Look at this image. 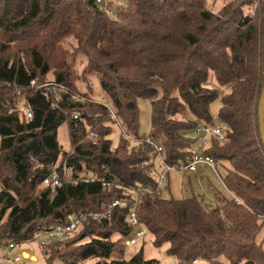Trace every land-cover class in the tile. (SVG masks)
<instances>
[{"label": "trees", "instance_id": "obj_1", "mask_svg": "<svg viewBox=\"0 0 264 264\" xmlns=\"http://www.w3.org/2000/svg\"><path fill=\"white\" fill-rule=\"evenodd\" d=\"M210 1L103 0L107 13L96 0H0L1 253L9 242L30 241L39 230L62 223L66 212L104 210L121 198L136 200L135 212L152 243L166 244V255L179 264L195 258L264 264V234L256 240L264 226L257 118L264 0H226L217 10ZM210 74L218 87H205ZM92 76L104 92L95 100L113 108L123 131L103 104L73 99H94L88 92ZM34 79L55 85L36 89L30 86ZM138 99H149L151 106L147 136L139 134ZM215 100L225 139H211L205 153L223 170L227 193L206 180L211 204L192 189L181 199L162 197L156 188L158 153L146 140L161 147L167 164L187 163L194 151L189 133L216 121ZM20 106H28L32 117ZM74 113L81 118L72 120ZM64 123L69 149L56 139ZM114 129L116 142L110 137ZM63 165L71 179L93 175L95 181L64 183L53 193L40 189L50 167ZM104 180L111 186L102 187ZM186 184L192 186L189 178ZM127 211L114 207L104 220L83 222L72 235L45 246L51 248L46 261L58 256L67 264L91 257L95 264H160L144 258V243L123 258V239L133 232Z\"/></svg>", "mask_w": 264, "mask_h": 264}, {"label": "built area", "instance_id": "obj_2", "mask_svg": "<svg viewBox=\"0 0 264 264\" xmlns=\"http://www.w3.org/2000/svg\"><path fill=\"white\" fill-rule=\"evenodd\" d=\"M98 4L101 5V8L103 11L110 13V9L107 7L105 3H103V0H96ZM53 86L55 83L53 82H45L44 84L37 85L36 79L31 81L30 86H34L36 89H41L43 86ZM60 89H62L64 92H68V90L63 85H58ZM46 94V93H45ZM73 99L76 100H88L93 102H99L100 104H103L107 109L106 113L109 114L110 120L113 122H116L117 126L120 127V129L123 131V127L121 122L116 117V114L112 107L104 103L103 101H96L95 99L88 98L85 99L84 97L79 96L78 94H73ZM19 109L23 110L24 113L27 115L28 118L32 117V110L28 106H20ZM81 116L79 113H74L72 120H78ZM83 118V117H82ZM91 138L95 139L96 134L91 133ZM126 137L130 138L132 141L139 140L136 138L129 137L128 135H125ZM193 136V137H192ZM192 150L193 154L191 156V159L187 163H175V164H167L162 156L161 147L158 146L154 141L151 139L146 140L148 143H151L155 150L157 151V163L159 164V171L156 173V188L158 190L164 189L166 185V178L167 174L172 171H185L188 173H194L198 165H204L214 170V172L217 174V169L215 165V161L213 157L207 153H205V149L209 146L211 139H216L219 141H222L225 139L224 134V128L222 124L216 120L211 123H199L197 124L193 131H192ZM70 169H68L65 165L62 166L61 170H57L55 166L50 167V171L47 173V175L43 178V180L40 183V187L42 189L47 188L50 190L51 193L55 191L57 187L60 185H63L64 183L72 182H82V183H89L95 181V177L93 175L89 176H81V177H74L71 179L70 177ZM102 187L111 186V182L107 181H101L100 182ZM146 192L149 194H153V192L150 190L148 191L145 189ZM137 202L136 200L133 202H129L126 199H115L110 204H108L104 210H75L66 212L64 216V221L60 224L54 225L50 228H45L42 230H39L35 236L30 240L33 241L38 246L45 248L46 245L50 244L51 242L58 241L60 239H63L67 236L72 235L75 230L85 221H88L90 219H96V220H104L105 218L110 216V212L112 208L114 207H123L127 208V215H126V222L128 225L133 228V232L129 234L128 236L124 237L122 244L126 248H133L135 247L139 242H142L147 234V229L144 228L138 217L137 213L135 212V206ZM259 219H264V215H259ZM27 241V242H30ZM17 242H9L7 245H5L6 250L3 253H0V264H21L23 261V255L21 254H11L10 252L15 249ZM28 254V253H27ZM29 257V254H28ZM27 257V258H28ZM25 258V257H24ZM200 259L195 258L192 259L187 264H200Z\"/></svg>", "mask_w": 264, "mask_h": 264}, {"label": "rangeland", "instance_id": "obj_3", "mask_svg": "<svg viewBox=\"0 0 264 264\" xmlns=\"http://www.w3.org/2000/svg\"><path fill=\"white\" fill-rule=\"evenodd\" d=\"M210 1V0H209ZM226 0H211L209 3V7L212 10H217L220 7H222V5L224 4ZM80 69V67H79ZM48 80H51L52 78H50V76L46 77ZM89 89L88 92H90L91 96H93L94 99L96 100H102V98L104 97V92L101 91V88L99 86V80L97 77L92 76L90 81H89ZM83 87V85H82ZM81 87V88H82ZM206 88L209 87H218L217 82L215 80V77L213 76V74H210V77L208 79L207 84L205 85ZM84 89V88H83ZM84 91H87L86 89H84ZM137 106L139 108V134L140 135H144L147 136L150 132V112H151V106H150V102L149 99H138L137 100ZM220 107L219 101L215 100L211 103V114L213 117H215L217 115L218 109ZM117 130L114 129V132L112 134H110V137L116 142L117 140ZM189 135L192 136V133L190 132ZM193 137V136H192ZM56 139L58 140L59 144L62 146L63 149H69L70 147V140L68 138V133H67V127L66 124H62L59 125L57 128V136ZM218 170L220 172V174L223 172V170L218 167ZM202 177H204V179L206 180H212L213 182L220 183V178L219 176L211 169H209L208 171H206L204 173V175H202ZM168 188L162 189L163 190V194L162 197L166 198V197H174L176 199H181L182 197H186L188 196L189 193V186L186 184L187 182V175L184 174L183 172H178V171H172L169 173V177H168ZM192 185V190L195 193L196 190V185L193 184V182L191 183ZM41 189V187H40ZM197 190L199 191V184L197 185ZM204 196L205 193L203 192ZM204 201H206V203L211 204L212 203V199L208 198L207 196L205 197ZM264 220V219H261ZM264 234V226L262 228V230L260 232H258V235L256 236V240H260L262 238ZM117 235H113L112 238H117ZM144 243V244H143ZM141 244H143V256L144 258L147 259H152V258H156L159 260L160 264H179L177 260H175V258H172L168 255H166V244H164L163 246L157 247L152 243V234H150L149 232H147L144 240L142 242H139L135 247L133 248H126L124 246L123 248V253L122 256L123 258L127 259L128 257H130L131 255H133L134 251L137 250V248H139V246H141ZM76 244L72 245L71 248L75 249ZM64 250H62L63 252ZM19 253L21 254V256L23 255V252H26L29 254L28 258H24L23 257V262L21 264H48V262L46 261V256L49 255V253H51V248L49 250H44V248L38 246L37 244H35L33 241L30 242H22L16 245L15 250L13 251V253ZM30 252H32L34 254V259L31 258ZM47 252L48 255H45V253ZM1 253V252H0ZM58 257V256H57ZM54 257V259L52 260L51 263L49 264H67L65 262H63L64 258L60 259ZM200 259V264H208L205 260ZM97 261L96 258L91 257L89 259H85L82 262H78L76 264H95V262Z\"/></svg>", "mask_w": 264, "mask_h": 264}, {"label": "crops", "instance_id": "obj_4", "mask_svg": "<svg viewBox=\"0 0 264 264\" xmlns=\"http://www.w3.org/2000/svg\"><path fill=\"white\" fill-rule=\"evenodd\" d=\"M216 119V116L214 117ZM217 120V119H216ZM211 170V168L204 166V165H198L197 170L194 173H188V172H184V174L187 175V178H189V181H191V183L193 182V184L196 185V190H195V194L197 193H205V196H207L208 198L212 199L211 196H209V189L207 187V182L206 179H204V177H202V175H204V173L208 170ZM217 169V175L219 176V171L218 168ZM213 170V169H212ZM214 171V170H213ZM220 178V176H219ZM213 182V181H212ZM216 186H218V183L213 182ZM199 184V188L200 190H197V185ZM192 187V186H191ZM191 187H189V189H192ZM218 188H220V190L224 191L225 193H227V190H225V186L222 182V180L220 179V183ZM189 191V190H188ZM193 191V190H192ZM190 193V191H189ZM208 193V194H207ZM15 249H13L10 253L15 255L18 254L17 252L13 253ZM3 253V252H2ZM31 258L34 259V254L32 252H30ZM176 260V259H175Z\"/></svg>", "mask_w": 264, "mask_h": 264}, {"label": "water", "instance_id": "obj_5", "mask_svg": "<svg viewBox=\"0 0 264 264\" xmlns=\"http://www.w3.org/2000/svg\"><path fill=\"white\" fill-rule=\"evenodd\" d=\"M257 103H258V107H257L258 133L260 134V138L264 148V78H263L262 91L259 95ZM23 256L27 258L28 254L26 252H23Z\"/></svg>", "mask_w": 264, "mask_h": 264}]
</instances>
